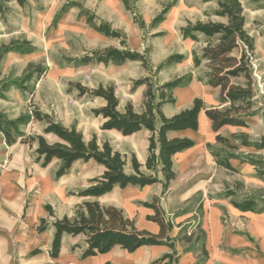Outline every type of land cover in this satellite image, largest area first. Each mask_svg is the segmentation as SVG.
<instances>
[{
    "label": "crops",
    "instance_id": "0c3cea01",
    "mask_svg": "<svg viewBox=\"0 0 264 264\" xmlns=\"http://www.w3.org/2000/svg\"><path fill=\"white\" fill-rule=\"evenodd\" d=\"M193 1L191 5H186L184 0H180L165 15L166 18L164 16L165 19L158 23L160 28L171 23L172 19L181 23L183 21L187 26L208 20L225 22V18L214 15L218 9L216 0ZM258 4H261L257 10L263 20L264 0H258ZM130 27L133 34V26ZM185 27L181 26V29ZM250 37L255 40L256 61L259 62L264 78V35L258 33L257 37L253 35ZM198 38V41L204 40L202 36ZM184 40L194 41L190 38ZM203 46L204 42L196 51V55L185 54L183 57V54H179L182 55L183 60L173 61L171 64L172 68L183 66L186 72L192 74V78L189 83L179 85L172 90L175 102L161 106L165 117L170 118L184 109H190L194 98L204 100L205 97L212 96L215 100L218 99L219 90L205 83L207 62L202 61L198 67H194L193 64L194 56L201 57ZM95 64L99 73H96L91 84L86 83L85 86L95 89L99 85H112L115 87V95L119 103L117 110L120 113L124 112L127 103L132 104L136 113H142L147 86L142 84L132 87L133 81L149 74L142 64L131 60L123 63L110 62L107 65L97 62ZM169 76V73H165L157 84L152 80L150 82L158 86L171 81ZM196 76L202 79L204 85L199 84L200 81L195 78ZM105 104L102 98L95 97L84 104L82 108L84 117L76 119L60 116L55 120L64 127L75 125L85 142L95 136L99 145L106 142L113 150L125 155V174L134 173L130 162L132 155L141 165V173L153 174V171L148 170L144 165L149 153L148 145L152 133L143 128L124 136L114 129L102 130L104 119L92 115L91 110L103 107ZM217 105L218 101L215 104H205L207 107ZM198 116L199 123L196 130L166 132L169 140L187 138L193 141V145L190 149L172 156L175 177L163 195V185L160 182L145 187L129 184L121 188L115 185L112 191L98 196L97 199L79 198L75 193L88 187L92 179L101 176L105 171L104 166L96 164L93 160H79L72 164L65 175L56 178L55 172L60 163L58 159L54 158L47 166L41 167L35 163L31 164L25 152H16L11 161L0 168V264H264V213L258 210L243 212L235 209L231 203L245 197L259 196L260 192L264 193V177L259 178L255 167L236 159L229 160L235 172L218 166L212 156V149L218 146L215 141L217 133L212 131L210 121L203 112ZM245 122L247 128L224 126L218 132L225 137L243 132L249 136L251 142L264 136L263 117H248ZM40 134L48 143L60 142L59 138L51 133ZM234 145L239 147L238 152L259 157L264 161V149L244 147L236 142ZM157 177L161 180V173L158 172ZM225 189L231 190L234 195L216 197V194ZM259 197L263 198V196ZM153 198H160V209L172 224L173 228L168 236L174 243L173 249L167 245H146L129 253L116 245L106 253L82 258L87 246L86 236L64 234L58 257H50V245L55 233L52 222L55 219L72 217L75 207L83 201L97 200L105 207H116L126 218L132 220L139 230L158 234L160 227L146 218L148 215H154L153 210L143 206ZM46 205L52 207L53 216L50 217L45 211ZM199 205L200 210L197 209ZM258 206L259 203L255 208ZM41 219L46 221L47 226L45 231L38 232L36 227ZM196 225H199L204 232L203 239H197L200 233ZM183 231H186L187 236L192 235L189 242L179 239ZM36 250H38L37 254H32ZM173 252L174 261L160 262L162 256Z\"/></svg>",
    "mask_w": 264,
    "mask_h": 264
},
{
    "label": "trees",
    "instance_id": "16d2710c",
    "mask_svg": "<svg viewBox=\"0 0 264 264\" xmlns=\"http://www.w3.org/2000/svg\"><path fill=\"white\" fill-rule=\"evenodd\" d=\"M11 0H0V12L5 10V6ZM20 6L26 4L25 0H16ZM218 9L214 12L217 17L225 18V22H197L188 24L181 29V35L184 39L198 41V36L204 38V46L201 50V57L194 56V67H198L202 61H206L205 83L219 90L218 105L213 107L205 106L199 98L193 99L190 109H184L174 116L165 117L161 111L163 104H173L174 97L172 90L186 83H189L192 76L186 75L174 78L173 80L155 86L150 82L149 76L133 81L132 87L142 84L147 86L143 99V112L138 114L133 110L131 103H127L123 113L117 110L118 99L115 95V87L99 85L95 89L87 88L80 83H69L70 87L78 90V97L86 96L90 99L100 97L106 103L103 107L92 109L91 113L101 116L104 122L101 125L102 130H117L124 136L131 135L143 128L152 133L149 139L148 156L145 161L146 168L153 171V174H143L140 172L141 165L138 164L134 155L130 162L133 166V174H125L124 166L126 156L113 150L108 143L98 144L94 136L90 141L85 142L83 135L77 131L75 125L64 127L61 123L53 119L51 115L42 113L38 108L32 111L20 113L15 118H10L0 110V134L7 146H12L20 141L30 149L35 145L34 152L36 162H40L41 167L47 166L52 159L59 160V166L55 172V177L59 178L66 174L72 164L79 160H93L96 164L105 167L103 174L92 179L90 185L75 195L79 198L90 197L97 199L98 196L112 191L115 185L121 188L129 184L145 187L155 183H162V195L167 191L170 182L174 179L172 156L175 153L190 149L193 141L187 138H175L169 140L166 132L175 130H196L199 123V113L210 121L211 129L217 133L215 137L216 144L220 147L217 150L212 149V156L218 166L224 167L230 172H235L229 163L230 159H236L243 163H248L255 167L257 176L264 177V161L259 157H252L238 152L239 147L234 142L244 147H254L258 150L264 149V136L259 140L251 142L246 133L232 134L230 137L221 136L219 130L224 126L247 128L245 119L253 116L264 118V94L259 95V87L254 77L256 60L255 40L250 37L246 31V21L243 14V6L239 0H216ZM177 0H171L163 6L162 10L151 21V27H155L164 16L173 8ZM127 7V0L124 1ZM73 5H75L73 3ZM69 5H63L60 9L59 18L62 13L67 11ZM86 13L85 10L82 11ZM81 12V13H82ZM4 13V12H3ZM91 18H89L90 21ZM140 28L145 24L140 20L136 22ZM264 25V22L263 24ZM97 29L106 37L123 39L124 34L121 31L111 29L106 23H99ZM264 35V34H263ZM124 45L125 42L121 41ZM36 50L32 42L26 39H16L0 45V66L3 57L9 53L31 54ZM182 55H173L159 64L156 71L165 64L179 61ZM126 60L137 61L142 64L149 74L152 73L146 55L128 48L118 49L113 46L108 48L94 49L87 52L79 58L72 59L76 65H86L89 63L110 62L123 63ZM46 67L41 64L29 63L23 70V76L17 80H11L1 74L0 71V99L10 91L11 88L27 91L26 83L30 82L34 76L37 78L45 74ZM239 80L233 83L232 81ZM264 83V81H263ZM264 92V86H263ZM33 121L44 123L43 134H53L57 136L60 142L48 143L41 134L27 135L23 128L27 127ZM210 147V146H208ZM161 173L162 179L159 180L157 173ZM73 194V193H72ZM233 192L226 189L221 196H233ZM263 202L259 196H250L242 198L239 201H232L235 209L247 212L258 210L255 206ZM160 198H153L151 202H145L144 207L153 210L154 215H148L146 218L160 227L158 234L149 231L139 230L134 226L132 220L123 215L120 209L116 207H105L97 200L83 201L77 205L73 211L72 217H63L55 219L52 226L55 230L49 255L51 258H57L61 248V239L64 234L72 236L85 235L86 248L82 253V258L103 254L120 246L131 253L140 247L146 245L162 246L167 245L171 249L174 243L168 234L171 231L172 224L166 219L164 211L160 209ZM45 211L49 216H53L52 207L46 205ZM201 206L197 208L200 210ZM264 213V208L258 210ZM47 223L44 219L40 220L36 227L38 232L45 231ZM200 233L197 239L204 238L205 234L196 225ZM201 235V236H200ZM192 238L183 231L180 238L189 242ZM204 250V249H203ZM38 250L32 252L37 254ZM205 252V251H204ZM175 253L165 254L160 262L175 260ZM166 264V263H165Z\"/></svg>",
    "mask_w": 264,
    "mask_h": 264
},
{
    "label": "rangeland",
    "instance_id": "374dc122",
    "mask_svg": "<svg viewBox=\"0 0 264 264\" xmlns=\"http://www.w3.org/2000/svg\"><path fill=\"white\" fill-rule=\"evenodd\" d=\"M25 1L26 4L20 6L16 0H11L6 4L4 13L0 12V45L16 39H26L32 42L36 50L31 54L17 52L7 54L3 57L0 71L11 80H17L23 76V70L27 64L32 62L46 67V71L41 77L34 76L30 82L25 84L27 91L11 88L0 99V110L10 118H15L27 110L32 111L34 108H38L42 113L50 112L49 115L54 120L60 116L76 119L84 117L82 108L91 99L86 96L79 98L78 90L70 87L69 83H80L83 86L86 83L91 84V80L99 72L95 62L76 66L72 59L79 58L94 49L112 45L118 49L128 48L143 53L152 71L148 76L157 84L159 78L165 73H169L170 80L192 75L186 72L183 66L172 68V63L165 64L157 71L156 68L171 55L183 54V57L185 54L196 55V51L202 47L204 42L202 39L198 42H186L182 39L181 26H187L183 21L181 23L172 19L171 23H167L163 28H160L159 24L151 27L150 23L153 18L171 0H127V7L125 0ZM179 1L177 0L175 5ZM184 1L186 5L194 2L193 0ZM240 1L246 21V31L250 36L257 37L258 33L263 35L264 19L260 18L257 10L261 4H258V0ZM63 5H69V7L57 18ZM83 10L86 13H83ZM89 18H91L90 21ZM140 20L145 24V27L141 29L136 23ZM99 23H106L111 29L121 31L124 33L123 39L106 37L97 29ZM130 25L133 26V34ZM121 41L125 44L122 45ZM257 50L259 51V46ZM258 63L254 61V77L259 87V95L263 96L264 78ZM195 78L200 81L199 84L204 85L200 77ZM236 82L239 80L233 81V83ZM202 101L204 104H215L218 100L207 96ZM43 127L44 123L33 121L23 128V132L27 135L40 134ZM34 148L35 145L30 149L19 140L10 148L0 134V168L8 164L18 151L25 152L31 164L35 163L40 166V162L35 160ZM219 148L217 146L214 150ZM223 192L216 194V197H222ZM260 193L259 196H263L261 198L263 202L259 203L256 208L258 210L264 208V193Z\"/></svg>",
    "mask_w": 264,
    "mask_h": 264
}]
</instances>
